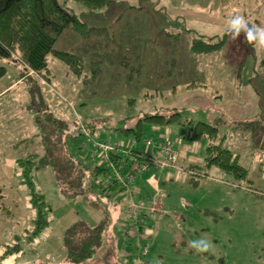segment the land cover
Returning <instances> with one entry per match:
<instances>
[{
  "label": "rangeland",
  "instance_id": "1",
  "mask_svg": "<svg viewBox=\"0 0 264 264\" xmlns=\"http://www.w3.org/2000/svg\"><path fill=\"white\" fill-rule=\"evenodd\" d=\"M60 1L87 25L109 33L84 39L66 29L57 39L55 48L81 57V77L52 55L45 74L29 73L38 80L41 103L71 125L75 137L67 144L73 154L89 159L87 146L96 140L128 144L132 138L121 128H134L145 114L176 111L180 120L217 125L219 136L227 135L223 145L247 169V177L238 181L212 167L191 183L184 167L203 164L208 139L189 137L183 125L155 131L144 123L143 140L134 147L143 149L145 138L164 134L170 142L181 139L174 145L179 159L173 168L137 173L129 183V190L138 188L145 198L162 193L164 214H156L158 221L155 216L131 222L124 212L140 194L111 193L106 208L113 214L109 231L116 250L123 253L130 244L145 264H264V134L253 138L243 129L256 115L264 116V46L248 43L243 33L233 40L225 32L237 14L264 28V0H115L93 12L77 1ZM195 35L226 41L217 52L194 54L189 46ZM1 62L6 73L0 77V264L62 262L65 229L76 220L94 225L102 212L83 197L60 194L53 169L46 166L34 179L51 207L50 222L29 242L34 212L15 161L41 154L42 146L27 109L31 94L21 78L24 68L16 56ZM143 223L145 235L136 236ZM129 225L135 237H129ZM199 239L209 241L211 249L192 248ZM107 244L91 264H104ZM107 262L117 264L115 255Z\"/></svg>",
  "mask_w": 264,
  "mask_h": 264
},
{
  "label": "trees",
  "instance_id": "2",
  "mask_svg": "<svg viewBox=\"0 0 264 264\" xmlns=\"http://www.w3.org/2000/svg\"><path fill=\"white\" fill-rule=\"evenodd\" d=\"M74 1L83 4L87 11L93 12L97 9L106 8L115 0ZM61 2L64 1L0 0V77L6 73V67L1 61L9 60L16 56V60L24 68L21 78L27 83V90L31 94V106L27 109L33 115L34 124L39 131L36 135L40 138L42 146L41 154L29 153L23 158H17L15 161L17 168L21 172L22 181L28 188L29 203L34 212L32 229L27 237L29 242H32L40 237L49 226L51 207L46 200V196L37 188L34 174L39 169L50 166L53 169L60 194L66 198H85L93 208H97L102 212V218L94 225H89L82 220H76L69 225L63 235L65 254L62 262L45 264H91L101 248L106 246L107 243L103 260L105 264H109L107 258L110 257L111 260L114 255L117 264H145L137 262L130 244L124 249L125 256L122 259L118 256L120 252L116 250L115 238L109 231V224L113 214L106 208L108 200L110 201L111 193L124 192L126 189V186L115 179L114 172L118 170L126 176L132 167V163L128 162L130 156L141 161L155 152L153 147H151L152 145H146V140L154 141L160 139L170 142L162 134L156 138H145L143 149L134 147L143 140L142 125L144 123L150 125L155 131L174 124L183 125L188 129L187 135L189 137H205L208 139L203 164H191L184 167L190 174L191 183H197L195 177L207 176L204 170L212 167H216L221 172L231 175L238 181L247 177V169L238 162V156L223 145V139L227 135L219 136L217 125L202 121L195 122L189 119L180 120L179 113L176 111H172L169 114H160L158 112L145 114L139 118L134 128H121L122 134L125 137L130 136L132 139L128 141L129 143L127 142L128 144L123 142L110 143L112 149L107 152L106 156L114 164V169L100 166L91 157L83 160L80 158L79 153H77L78 155L73 154L67 144L68 137H75L71 133V125L62 119L54 117L45 104L41 103L38 99L39 96L36 95V91L39 90L38 80L36 81V78L29 73L45 74L48 71V57L52 55L64 62L79 78L81 77L80 69L83 64L81 57L72 51L55 48L57 39L66 29L76 31L84 39L96 36L108 37L109 33L106 27L87 25ZM103 33L105 34L103 35ZM225 41L224 37H221L218 41H213L212 38L206 40L201 35H195L190 42L189 50L194 54L217 52L223 47ZM35 77L48 78V76ZM84 77L86 78V76ZM33 78L36 82L33 81ZM259 106H261L260 103ZM261 115L255 116L249 124L243 127L246 133L247 131L252 133L253 138L258 136V133L260 135L264 134V116ZM236 122L237 125L235 124ZM233 123L235 128L241 127L239 121H234ZM82 131L80 129L78 135H83ZM87 136H89L88 133ZM186 136L184 135V137ZM180 141L181 139L176 140L175 143H170L175 149L174 145L176 143L179 144ZM98 143H100L99 140L93 141L91 146H87V150L98 148ZM178 157L179 154L177 152L176 164ZM176 164L163 168L151 165L148 169L151 167L154 169L173 168ZM180 169L183 168L180 167ZM100 200H104L106 203ZM135 200H139V198ZM124 216H126V211ZM130 221L132 222L133 220L130 219ZM140 227L143 228L141 225ZM12 249L16 250L15 247L8 249L7 254H13ZM96 252L97 254H95Z\"/></svg>",
  "mask_w": 264,
  "mask_h": 264
},
{
  "label": "built area",
  "instance_id": "3",
  "mask_svg": "<svg viewBox=\"0 0 264 264\" xmlns=\"http://www.w3.org/2000/svg\"><path fill=\"white\" fill-rule=\"evenodd\" d=\"M146 145H152L155 152L151 155L139 161L135 157L130 156L128 162L132 163L131 171L125 176L118 170L114 172L115 179L122 183L126 188L129 187V183L133 180L135 174L140 173L153 165L154 167H170L176 164L177 152L172 147L171 143L167 140H146ZM98 148L94 149L91 154V158L96 161L100 166H106L110 169H114V164L107 158V152L112 149L110 143H98ZM118 169V168H116ZM143 201V202H141ZM163 196L161 192H155L150 197L143 200H130L126 208V216L134 221L143 219H153L157 213L162 211ZM144 216V217H141ZM130 229L132 234L129 237L135 236V228L131 225L126 229ZM130 232V233H131ZM147 251V248L144 250ZM143 251V254L145 252Z\"/></svg>",
  "mask_w": 264,
  "mask_h": 264
},
{
  "label": "clouds",
  "instance_id": "4",
  "mask_svg": "<svg viewBox=\"0 0 264 264\" xmlns=\"http://www.w3.org/2000/svg\"><path fill=\"white\" fill-rule=\"evenodd\" d=\"M225 32L229 34L233 40L243 33L248 43L264 46V28L251 23L242 15L237 14L232 16L228 21V27ZM191 247L198 252H207L211 249V243L207 240L199 239L192 241Z\"/></svg>",
  "mask_w": 264,
  "mask_h": 264
},
{
  "label": "crops",
  "instance_id": "5",
  "mask_svg": "<svg viewBox=\"0 0 264 264\" xmlns=\"http://www.w3.org/2000/svg\"><path fill=\"white\" fill-rule=\"evenodd\" d=\"M179 143H181V141L179 142ZM94 151V149H91L90 148V150L88 151V154H89V152H90V154H92V152ZM90 154H89V157H91L90 156ZM178 159H179V157H178ZM154 169V168H153ZM156 170V169H155ZM117 193H119V194H122V193H130V195L132 194V195H134L135 196V194L134 193H136V194H138L139 193V189L138 188H134V189H130L129 190V187L128 188H126L125 190H124V192H117ZM140 194V193H139ZM146 196L145 195H142V194H140L139 196H138V198H141V199H143V198H145ZM131 200H133V199H131ZM121 212H122V210H120ZM162 211H163V208H162ZM119 212V211H118ZM158 214H160V213H158ZM161 214H164V211L163 212H161ZM124 215H125V212H124ZM165 215H167V213H165ZM154 221H158V215L155 217V219H154ZM143 225V231L144 232H141V233H139L138 235H136V236H141L142 237V235H145V224L143 223L142 224ZM146 235L148 236V233L146 232ZM135 237V236H134ZM118 256H120L121 257V259L125 256V253L123 252V253H120ZM137 259V258H136ZM137 262H140L138 259H137ZM104 264H105V262H103Z\"/></svg>",
  "mask_w": 264,
  "mask_h": 264
}]
</instances>
